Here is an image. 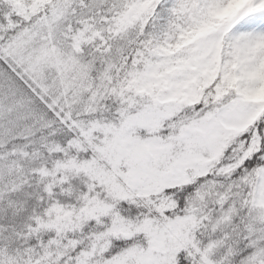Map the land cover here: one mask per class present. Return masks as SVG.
Here are the masks:
<instances>
[{
    "label": "rangeland",
    "instance_id": "1",
    "mask_svg": "<svg viewBox=\"0 0 264 264\" xmlns=\"http://www.w3.org/2000/svg\"><path fill=\"white\" fill-rule=\"evenodd\" d=\"M65 1L69 0L50 10V14H35L33 30L21 32L8 49L22 72L35 83L58 79L56 84L63 94L74 95L80 101L93 82L78 58L81 50L73 37L75 33L63 20L69 8ZM199 1L185 0L188 15L181 16L185 25L180 22L182 29L176 43L165 41L149 49L138 57V67L129 77L122 79L123 100L131 102L149 95L154 102L141 107L129 105L116 122L81 119L82 135L107 157V167L97 166L93 158L63 160L57 167L62 177L83 175L87 179L84 195L67 203L52 202L48 210L33 218L27 233H17L16 240L0 245V264H177L180 249L193 244V233L202 228V219V230L209 231L212 237L202 248L200 258L191 264H232L234 248L228 247V225L234 215L243 219L247 237L254 232L264 233L263 167L246 209L241 185H232L226 191L227 197L220 196L221 203H207L208 195L201 188L189 201L186 212L168 223L146 217L139 226L130 221L114 222L101 231L77 234L83 222L108 215L116 197L155 194L191 182L208 171L228 172L236 166L237 161H231L230 156L222 161L219 154L229 136L246 130L264 111V0ZM150 6L148 1L132 0L115 31L132 25ZM223 49L225 55H234L231 62ZM218 70L223 77L229 72L233 75L231 86L235 93L216 110L189 120L170 141L154 136L140 139L126 133L134 127H152L171 118L182 106L195 104L205 82ZM55 92L58 94L56 89ZM37 118L32 116L31 103L19 87L10 86L0 92V141L5 135L33 129ZM185 139L205 146L219 139L223 144L215 154L209 149L186 147V156L176 159L165 171L151 174L150 170L160 169L164 165L161 161L170 158L164 157V151L175 140ZM158 157L154 165L146 162ZM10 166V162L0 161V178L9 175ZM168 205V201H161L158 206L165 209ZM141 232L148 239L147 246L136 243L105 256L115 236L134 238ZM29 237L34 241L29 242ZM262 240L257 238L250 244L264 245Z\"/></svg>",
    "mask_w": 264,
    "mask_h": 264
},
{
    "label": "trees",
    "instance_id": "2",
    "mask_svg": "<svg viewBox=\"0 0 264 264\" xmlns=\"http://www.w3.org/2000/svg\"><path fill=\"white\" fill-rule=\"evenodd\" d=\"M63 1L44 0L41 3L39 0H0V92L7 91L10 86L19 87L31 103L32 116L38 115L33 129L5 135L0 141V161L11 163L9 175L0 178V245L3 246L16 240L17 233H27L28 226L34 224L33 218L48 210L52 202L67 203L84 195L87 179L83 175L62 177L57 167L63 160L93 158L97 166L102 164L107 167V157L99 154L88 138L82 135L84 129L80 128L81 119L104 118L116 122L121 112L129 109L131 104L139 107L151 105L154 101L149 95L131 102L123 100L120 96L122 79L129 77L138 67V57L149 49L160 47L165 41L175 44L182 29L180 22L185 23L181 16L187 14L185 0H139L148 1L151 6L132 25L126 24V27L116 32L117 23L132 0L65 1L69 8L63 14V20L71 33H75L73 37L77 39V46L81 50L78 58L93 82L92 89L83 92L84 95L78 101L74 95L70 97V94H63L57 87L58 79H54L52 84L49 79L42 81V84L35 83L22 72L8 49L21 32L33 30L37 19L35 14L44 11L50 14V10ZM233 57L232 53L225 55L229 62ZM232 79L230 72L223 77L218 70L213 78L205 82L200 100L195 104L182 106L171 118L163 119L152 127H134L126 133L140 139L154 136L170 141L189 120L216 110V106L230 99L235 93L231 86ZM74 143L81 149L75 147ZM222 144L223 141L219 139L207 146L189 139L175 140L164 151V157H170L167 162L162 160L163 167L154 172L150 170V173H161L176 159L186 156V147H195L196 150L203 148L204 151L209 149L215 154ZM227 157L231 161L237 160L236 166L228 172L208 171L191 182L179 183L147 196L116 197L108 215L83 222L77 228V234L101 231L114 222L130 221L134 226H139L146 217L156 219L158 223H168L186 212L189 201L201 188L208 195L207 203L210 200L220 203V196L227 197L226 191L232 185H241L242 194L245 195L243 208L246 209V202H250L264 167V111L246 130L228 137L225 148L219 154L222 161ZM158 159L146 162L154 165L159 162ZM161 201H168L169 205L165 209L159 208ZM234 216L228 225V230H231L228 245L234 248L232 264H264V245L250 244L257 238L261 241L264 233L254 232L247 237L243 232V219ZM200 221L203 228L204 219ZM202 228L193 233V244L180 249L177 264H191L200 258L202 248L211 239L209 231H203ZM28 240L33 242L34 237ZM147 240L143 232L134 238L115 236L104 254L108 257L136 243L145 247Z\"/></svg>",
    "mask_w": 264,
    "mask_h": 264
}]
</instances>
